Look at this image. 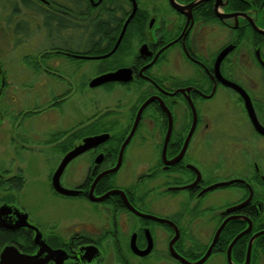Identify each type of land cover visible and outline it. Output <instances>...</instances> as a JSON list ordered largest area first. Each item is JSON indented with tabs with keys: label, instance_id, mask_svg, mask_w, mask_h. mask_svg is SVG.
<instances>
[{
	"label": "flooded vegetation",
	"instance_id": "obj_1",
	"mask_svg": "<svg viewBox=\"0 0 264 264\" xmlns=\"http://www.w3.org/2000/svg\"><path fill=\"white\" fill-rule=\"evenodd\" d=\"M174 1L182 10L171 0H135V23L127 24L116 49L104 58L87 57L113 48L132 11L131 0L2 4V30L8 36L2 42L18 48L31 39L21 35H32L42 44L38 54L15 61H28L23 73L38 76V85L51 96L44 109L51 112L55 130L43 139L56 151L44 157L51 163L46 194L55 210L73 200L85 204L87 215L74 221L51 219L40 209L29 215L15 198L24 184L18 191L8 188L17 173L0 170V189L8 190L0 206L12 207L1 220L0 253L13 246L17 255L28 257L26 264H185L177 255L192 264H264V133L253 122L264 128V32L254 27L264 31V0ZM112 56L97 75L128 68L131 80L99 86L119 84L137 95L130 123L115 138L104 131V141L73 156L58 178L70 192H58L53 174L63 157L93 136L83 134L82 101L85 85L97 75L85 79L84 61ZM44 74L52 82L48 86ZM6 79L0 64V95ZM150 97L133 133L138 132L136 152L126 151L132 135L119 158L138 108ZM216 98L220 102L213 109L219 113L212 114L206 102ZM181 104L191 111L187 124ZM163 105L172 121L166 142ZM192 107L196 122L188 136ZM93 109L91 124L114 112ZM34 110H22V118L39 111ZM4 119L0 111V122ZM65 121L74 124L67 128ZM18 127L17 138H28ZM224 182L230 183L213 186ZM15 208L27 214L32 227L14 226L19 222Z\"/></svg>",
	"mask_w": 264,
	"mask_h": 264
},
{
	"label": "rangeland",
	"instance_id": "obj_2",
	"mask_svg": "<svg viewBox=\"0 0 264 264\" xmlns=\"http://www.w3.org/2000/svg\"><path fill=\"white\" fill-rule=\"evenodd\" d=\"M6 1L0 0V64L7 78L6 86L0 95V111L5 118L0 122V170L8 169L7 175L19 172L23 175L25 180L24 186L21 191L15 192V198L26 212H29V215L30 212L40 209L42 215L49 216L51 219L57 217L62 220L74 221L77 216L87 215L84 208L85 204L73 200L64 201L65 204L59 206L58 210H55L53 208L55 206L54 200L46 194L48 190L46 188L48 183L46 181V174L51 163H47L44 157L48 156L47 153L56 151L54 143L48 145L43 139L44 134L48 135L50 131L55 130L54 121L49 120L51 112L44 109L45 103L51 99V96L48 94L46 87L38 85V76L29 75V72L28 74L23 73L22 67L29 70L27 67L30 66L28 61L25 65L18 64V61H15L21 57L28 58L29 56L38 54L42 48V44H36L35 41H37L38 37L32 35H21L31 39L24 46H18V48L10 44V41L6 42V44L2 42L3 39H8L4 29L2 30V18L6 12L2 10L1 6ZM112 60H114L113 56L101 61L99 59L84 61L83 71L85 72V79L101 73L103 69L99 68L100 65L102 63L108 65ZM21 61L23 60L21 59ZM243 70H246V68H243ZM170 71L174 72L171 69ZM238 72L245 71L240 69ZM43 77L47 78L46 86L52 83L49 80L50 77L45 74ZM56 84L57 82L54 86ZM35 85H38V87H34ZM136 99L137 95L130 93L127 90V86L113 84L112 86H97L92 88L85 85L83 93L84 101H82L84 106L83 134L96 135L108 131L114 138L121 135L125 127L130 123L131 107L135 104ZM219 102L216 98L206 103L212 106L211 112L215 111L219 113V111L215 110ZM33 108L35 109L34 111H39L32 113L33 116L26 115L22 118V110H32ZM92 109L96 112L104 110H114V112L112 115L101 116V119L97 123L91 124L89 114ZM56 110L59 111V108ZM215 112L212 114H215ZM179 113L187 124L192 117L190 109L186 105L181 104ZM223 118L224 114L222 117L220 116V119ZM20 120L22 121L20 122ZM33 120L36 123L35 129L32 127ZM60 123L59 121L56 124L60 125ZM65 123L67 128L74 124L66 121ZM18 125L19 134L24 133L28 138H17L15 129H17ZM32 132H35L41 138L38 139L34 136L30 138L29 135ZM11 136H15L16 141L12 140ZM137 140L138 132L133 135L126 148L130 156L136 152ZM6 192L8 190L0 189V202L2 199L6 200V197H4Z\"/></svg>",
	"mask_w": 264,
	"mask_h": 264
},
{
	"label": "water",
	"instance_id": "obj_3",
	"mask_svg": "<svg viewBox=\"0 0 264 264\" xmlns=\"http://www.w3.org/2000/svg\"><path fill=\"white\" fill-rule=\"evenodd\" d=\"M132 2V11L131 13L129 14V16L126 18V20L124 21L123 23V26H122V29H121V32L116 40V43L115 45L113 46V48L103 54V55H100V56H96V57H87V58H104V57H107L109 56L110 54L113 53V51L116 49V47L118 46L120 40H121V37L125 31V28L127 26V24L129 23L130 19L132 18V16L135 14L136 12V8H137V5H136V2L135 0H131ZM171 4L174 8H177L178 10H182V6L178 5L174 0H171ZM195 2H192L190 5H188L189 8H191L192 5H194ZM257 30H259L260 32H264L263 30H260L259 28H257L256 26H254ZM226 50H223L218 58H217V61H219L225 54ZM217 65V63H216ZM131 80V76H130V70L128 68H118L114 71H109V72H106V73H102L100 75H97L95 77H93L90 82H89V86L90 87H96V86H99V85H102L104 83H107V82H112V81H119V82H129ZM152 100V97L146 99L141 105L140 107L138 108L137 110V113H136V116H135V119H134V122H133V125H132V128L129 132V134L127 135V137L124 139V141L122 142L121 146H120V149H119V158L121 157V154L123 152V149L125 147V145L127 144V142L129 141V139L131 138V136L133 135L135 129H136V126L138 124V121H139V117H140V114L143 110V108ZM191 104V103H190ZM192 105V104H191ZM164 106V105H163ZM165 108V111L168 115V128H167V133H166V137H165V142L169 136V132H170V129H171V124H172V121H171V116H170V112L169 110L164 106ZM192 114H193V120H192V124H191V127L189 129V132H188V136L191 135V133L193 132V129H194V126H195V122H196V117H195V112L193 110V107H192ZM249 114L250 116L252 117V113L249 111ZM253 122L256 126L257 129L261 130V132L264 133V128H262L261 126H259V124L257 123V120L255 118H253ZM108 136V133H101V134H96V135H93V136H87L84 138L83 140V144L81 145H78L77 147L73 148L72 150H70L62 159V161L60 162L58 168L56 169V171L54 172L53 174V185H54V188L58 191V192H61V193H69L70 190H67L65 188H63L60 184H59V175L60 173L62 172L64 166L66 165V163L73 157L75 156L76 154L80 153V152H83L84 150H86L87 148H90L94 145H97L98 143L104 141ZM117 166H118V163H117ZM1 176V175H0ZM230 182H224V183H220V184H217V185H213V186H218V185H223V184H228ZM213 186H211L210 188H213ZM108 194V193H107ZM106 194V195H107ZM103 197H100V199H102ZM127 201V200H126ZM127 205L134 211H136L128 202H127ZM12 211V207L9 206V205H6V204H3L0 206V224H1V220L3 218V216L7 213V212H10ZM137 212V211H136ZM13 213L16 214L18 216V223H16L14 226H20V225H26V226H30L32 227L28 222H27V214L25 212H21L18 208H15V210H13ZM138 214H141L139 212H137ZM161 221H165L164 219H160ZM220 230V228H219ZM219 230L217 231V234L219 232ZM249 250V249H248ZM210 252V249L206 252V254L201 258V260L205 259L208 255V253ZM15 253V258L12 254ZM16 253H18L15 248L13 246H5L3 248V250L1 251L0 253V264H14L15 262L13 261H16L18 262V264H26L28 262V257L27 256H22L21 254L20 255H17ZM11 255V256H10ZM177 255V254H176ZM12 256L14 258H12ZM178 258L181 259V261H183L185 264H192V263H189L187 260H185L184 258H181L179 255H177ZM12 258V259H11ZM201 260L199 262H201ZM16 264V263H15Z\"/></svg>",
	"mask_w": 264,
	"mask_h": 264
},
{
	"label": "trees",
	"instance_id": "obj_4",
	"mask_svg": "<svg viewBox=\"0 0 264 264\" xmlns=\"http://www.w3.org/2000/svg\"><path fill=\"white\" fill-rule=\"evenodd\" d=\"M139 13L137 12L136 13V16L138 15ZM135 20V16L132 17V19L130 20V22L128 23V27H130V25H132ZM110 112H113V111H110ZM125 133L122 135V137H124ZM9 183H10V186L8 187L9 189L13 188L14 190H20L21 187L23 186L24 184V177L21 175V173H17L16 175H14L10 180H9Z\"/></svg>",
	"mask_w": 264,
	"mask_h": 264
}]
</instances>
